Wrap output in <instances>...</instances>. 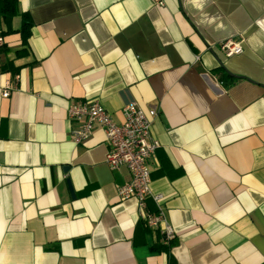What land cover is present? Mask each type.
Returning <instances> with one entry per match:
<instances>
[{"label": "crops", "instance_id": "obj_1", "mask_svg": "<svg viewBox=\"0 0 264 264\" xmlns=\"http://www.w3.org/2000/svg\"><path fill=\"white\" fill-rule=\"evenodd\" d=\"M17 5L32 28L23 45L21 18L8 33L0 18V64L18 70L7 99L0 72V264H264V0ZM92 101L116 122L128 103L158 109L149 168L168 248L117 197L129 174L107 167L102 130L70 141L68 106Z\"/></svg>", "mask_w": 264, "mask_h": 264}, {"label": "built area", "instance_id": "obj_2", "mask_svg": "<svg viewBox=\"0 0 264 264\" xmlns=\"http://www.w3.org/2000/svg\"><path fill=\"white\" fill-rule=\"evenodd\" d=\"M153 2L164 6V0ZM242 44L241 37L231 38L221 42L218 50L230 58L242 54ZM17 84V75L7 80L1 92L2 98H9ZM158 114L156 107L144 110L135 103H128L122 108V122H116L98 101L75 102L67 108L68 120L76 125L69 134L70 141L83 146L97 128L102 130L107 145V167L111 170L124 168L129 174V180L117 186V197L121 200L135 199L144 226L148 231L159 234V244L168 246L175 239V233L161 205L163 196L152 191L149 168V161L159 148L158 141L151 135L152 122ZM148 201L153 203L154 210L148 209Z\"/></svg>", "mask_w": 264, "mask_h": 264}, {"label": "trees", "instance_id": "obj_3", "mask_svg": "<svg viewBox=\"0 0 264 264\" xmlns=\"http://www.w3.org/2000/svg\"><path fill=\"white\" fill-rule=\"evenodd\" d=\"M21 18V26L18 31V34L20 36L21 42L23 45H27L28 41L31 37V28L32 23L29 17L26 15V13H19L17 0H0V18L3 21V23L7 27V33L12 32L11 31V22L15 17ZM1 54L6 53V48L1 46L0 48ZM0 72L2 73H10L13 76L17 75L18 70L16 68H13L10 64H0ZM216 72V71H215ZM144 226V223L141 222ZM145 227V226H144ZM147 230V228L145 227ZM173 241L168 245H161L159 244L158 248H168Z\"/></svg>", "mask_w": 264, "mask_h": 264}, {"label": "water", "instance_id": "obj_4", "mask_svg": "<svg viewBox=\"0 0 264 264\" xmlns=\"http://www.w3.org/2000/svg\"><path fill=\"white\" fill-rule=\"evenodd\" d=\"M67 185H68V188H69V191H70L71 195L73 196L74 193H73V190H72V187H71L70 181H67Z\"/></svg>", "mask_w": 264, "mask_h": 264}]
</instances>
